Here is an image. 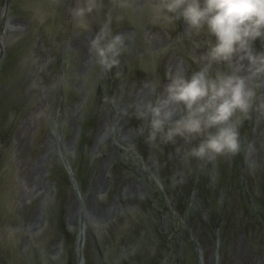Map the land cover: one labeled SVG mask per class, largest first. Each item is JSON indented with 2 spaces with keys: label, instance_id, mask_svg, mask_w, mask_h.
I'll return each instance as SVG.
<instances>
[{
  "label": "rangeland",
  "instance_id": "rangeland-1",
  "mask_svg": "<svg viewBox=\"0 0 264 264\" xmlns=\"http://www.w3.org/2000/svg\"><path fill=\"white\" fill-rule=\"evenodd\" d=\"M153 2L154 0H95V11H98L99 5L104 4L114 11H111V23H117L112 25L110 36L120 34L124 37L121 52L163 53L165 68L169 60L174 61V73L184 72L190 76L203 63L201 58L206 50L202 47H208L207 33L197 34L183 20L182 23L180 20L168 23L157 19L153 12ZM20 3L16 0L17 10H21ZM15 4L8 10L2 9L0 13V52H8L9 48L14 50L12 52H32L31 57H36L42 62V72L38 75L39 88L31 101L34 104L33 109L24 114L21 123L17 125L18 144L12 152L13 159L10 153H3L4 167L8 168L10 164L12 167L11 171L0 176V228L4 233H8L6 241L0 239L1 264H76L78 237L75 236L74 243L68 245L62 235L56 233V225L51 231L52 213L49 206L56 205L57 197L54 199L49 196L53 182L45 167L56 155L59 141L62 150L68 153L80 140L79 135L84 134L81 130L82 124L84 125L81 119L83 105L78 102L64 114L63 120L66 124L71 118V127L61 128L60 125H55V122L51 123L48 117L53 116L57 110L53 105L57 86L43 77L50 71L49 60L54 56L59 57L61 52H76L81 60L77 69L81 68L83 72L88 73L89 69L95 66L92 63L96 55L91 45L95 37L87 30L85 33H74L68 41L71 44L70 50L64 38L60 37L48 39L46 36H38L29 40V37H26L32 32L29 23L20 14H16ZM34 5L43 7V12L50 13V6L44 8L43 1L36 0ZM51 8L55 11L54 6ZM121 11H128L129 15ZM103 18L106 19L105 16ZM82 19L85 21L86 17ZM99 19L101 20V16ZM105 22L107 23V20ZM77 26L76 28L80 25ZM26 38L28 41L22 44ZM22 39L20 44H14ZM263 43L258 40L256 47L264 50ZM28 48L29 50L25 51ZM83 53L88 59L87 64H83ZM197 60H201V63H197ZM149 61L151 59L148 55L144 62ZM114 68L120 69V62L115 64ZM164 72L165 69L164 80L160 82L161 90L168 78V74L165 76ZM140 78L141 81H133L132 86L124 91L123 95L110 100H118V103L124 106L131 105L132 108L127 109L128 113L126 108L124 109L127 116L121 110L119 113L122 114L118 113L114 118L106 117L104 128L101 129L97 128L100 115L93 122L89 132L90 140L103 158L99 159L98 163H91L94 171L87 176L82 200L77 199L73 190V195L66 191L65 183L60 182L57 186V196L59 201L64 203L63 214L69 220V225L81 224L86 228L83 250L85 264H118L119 258L134 259L140 247L145 250V257H154L157 264H264V210L255 200L260 194V178L264 176V87L257 89L250 112L247 115L237 113L235 117L241 121V148L235 153L238 159L235 171L238 174H233L235 180L231 193L221 188L220 191H215V195L211 194V198H207L203 188H200L199 191L193 192L188 209L179 215L175 209V199L168 197L166 202L159 188V185H162L165 190L164 179L170 176L168 170L162 172V162L165 160L167 163L166 159H172L173 163L182 160L186 146L192 141H195L194 144L199 143L201 138L191 141L177 138L170 144L155 143V140L149 139L146 123L141 130V135L147 136L148 144L143 165L138 157L120 153L117 143L108 144L110 141L104 135L110 125H114L118 127L116 130L120 137L126 139L122 146H128L130 140L136 141L139 138L136 135L138 127L131 123V116L136 117L139 106L155 98L152 90L154 79L150 82V78L145 75ZM36 80L37 78H33L29 85L34 86ZM104 103L102 102L101 106ZM86 108L89 112V105ZM100 110L105 108L100 107ZM28 116L30 125L27 122L23 124V120L26 118L27 121ZM145 121L146 119L142 118L141 123ZM138 134L140 135L139 132ZM221 156L213 159L196 157L197 165V161L203 162L199 167L200 172L210 178L208 185L216 183V171ZM120 157L125 158V161H121ZM1 159L0 156V162ZM230 162V158H225V164ZM29 174L35 177L37 186L34 191L23 195V184ZM17 194L22 195V198L15 201V204L10 200L12 196L14 199L18 198ZM245 199L249 202L248 205ZM168 203L172 205L173 210L168 207ZM87 206L89 215L79 214L80 207L84 212ZM224 206L228 209L226 222L223 218L217 219L215 215L217 209ZM44 211L49 214V220L44 226L46 235L42 234L39 226ZM211 214L215 218L212 224L209 223ZM187 225L190 232H187ZM19 228L22 231L20 236L17 234ZM38 229V233L34 234ZM22 235L23 240L26 235L29 237V246L17 243ZM138 254L144 257L143 251H138Z\"/></svg>",
  "mask_w": 264,
  "mask_h": 264
},
{
  "label": "clouds",
  "instance_id": "clouds-1",
  "mask_svg": "<svg viewBox=\"0 0 264 264\" xmlns=\"http://www.w3.org/2000/svg\"><path fill=\"white\" fill-rule=\"evenodd\" d=\"M95 0L75 9L81 18L93 12ZM157 19L183 20L197 34L207 33L203 63L191 75L169 73L167 83L154 82L155 98L139 106L147 119L149 139L191 141L201 138L189 154L201 159L240 151L237 113L247 115L264 87V0H154ZM124 37L110 36L106 25L92 40L98 62L106 68L118 63ZM201 63V60H197Z\"/></svg>",
  "mask_w": 264,
  "mask_h": 264
},
{
  "label": "bare ground",
  "instance_id": "bare-ground-1",
  "mask_svg": "<svg viewBox=\"0 0 264 264\" xmlns=\"http://www.w3.org/2000/svg\"><path fill=\"white\" fill-rule=\"evenodd\" d=\"M111 1H115V0H111ZM106 2H108V1H105V3ZM31 3H32L31 1L27 2L25 6H27L26 12L30 13L31 15H34L37 19V21L34 23V27L36 29H39V31L41 32L42 29H40V27H42L44 25V21L47 19V28L49 29V31H48L49 35H47L48 36L47 38L48 39H51V38L53 39V38H57V37L64 38L65 44L68 46V50H70V47H71V44L68 41L71 39L72 34L78 32V31H81L84 33L85 32L84 30H87V31H90L94 37H96V35L99 34L101 32V30L106 25L108 26L109 31L111 32L112 28L114 26L113 24L117 23L115 21L111 23V21L113 20V17H112L113 14L111 13L112 10L109 9V6H107L106 4H104V6L103 5H99V6L97 5L99 13H98V11H95L96 10V8H95L93 12L89 13L86 16V19L84 21V19H82L81 17H78V16L73 18V15L75 13V9H77L78 7L84 6L85 0H81L79 3H77L75 5H68L67 6V10L70 12L69 16L71 15L72 18H67V17L63 16L62 14L58 18L55 17L54 15L53 16L52 15L42 16L40 12L36 13L35 10L30 12L28 10V7L32 6ZM100 9H101V11H103V13L100 11ZM112 12H114V11H112ZM121 12L123 14H126L127 16L129 15L128 11H126L125 13L123 11H121ZM103 14H104L106 19L103 18L104 17ZM100 16H101V20L99 19ZM55 19H56V21H55ZM73 20H75L77 22L76 25L79 26L81 24L80 25L81 27L74 28L75 24H74ZM106 20H107V23L106 22L104 23V21H106ZM180 23H182L181 20H180ZM39 35L40 36H46V35H43L42 32ZM151 35L153 36L154 34H151ZM202 48L207 51V47H202ZM31 182L33 183L32 179L30 180V182L28 184H31ZM26 184H27V182H26Z\"/></svg>",
  "mask_w": 264,
  "mask_h": 264
}]
</instances>
